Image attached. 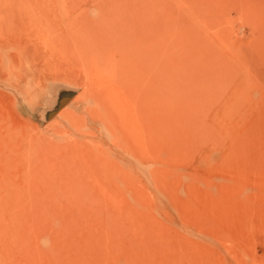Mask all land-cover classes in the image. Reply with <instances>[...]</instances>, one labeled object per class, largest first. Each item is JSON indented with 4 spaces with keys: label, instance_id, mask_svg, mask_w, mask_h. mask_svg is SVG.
<instances>
[{
    "label": "rangeland",
    "instance_id": "rangeland-1",
    "mask_svg": "<svg viewBox=\"0 0 264 264\" xmlns=\"http://www.w3.org/2000/svg\"><path fill=\"white\" fill-rule=\"evenodd\" d=\"M0 264H264V0H0Z\"/></svg>",
    "mask_w": 264,
    "mask_h": 264
},
{
    "label": "bare ground",
    "instance_id": "bare-ground-1",
    "mask_svg": "<svg viewBox=\"0 0 264 264\" xmlns=\"http://www.w3.org/2000/svg\"><path fill=\"white\" fill-rule=\"evenodd\" d=\"M121 6H122V5H121ZM121 6H120V7H121ZM112 7H113V6H112ZM114 7H117V6L114 5ZM114 9L116 10V8H113V10H111V9H110V10H111V11H115ZM119 9H120V8H119ZM120 10H121V9H120ZM133 11H134V10H133ZM142 11H143V10H142ZM134 12H135V11H134ZM140 12H141V11H140ZM152 12H153V11H152ZM114 13H115V15H116V16L114 15L115 18L113 17V14H112V15L110 14V15H111V20H110V18H109L108 20L113 21L112 18H114V20H115L116 17H117V19H116V20H117V24H119V23H120L119 21H120L121 19L123 20V18H122L120 15L116 14V11H115ZM119 14H122V12L119 11ZM131 14H132V13H131ZM133 14H134V13H133ZM133 14H132V16H133ZM105 15L110 16L109 13H105V14H103L101 17H104V18L106 17L105 20L108 18V17L105 16ZM124 15H125V14H124ZM124 15H122V16H124ZM119 16H120V17H119ZM125 16H128V15H125ZM136 16H139V15H137V12H136V14H135V17H136ZM140 16H141V15H140ZM140 16L138 17L139 19H140ZM129 17H130V16H129ZM135 17L133 16V19H134ZM142 17H144V16H142ZM104 18H101V19L104 20ZM125 18H126V17H125ZM131 18H132V17H131ZM138 18H137V19H138ZM126 19H129V20H130V18H126ZM135 19H136V18H135ZM144 19H145V18H144ZM116 20H115V21H116ZM122 20H121V25L125 22V20H123V23H122ZM129 20H127V21H129ZM140 20H141V19H140ZM145 20H147V18H146ZM154 20H155V18H154ZM130 21L134 22L135 20H134V21H133V20H130ZM141 21H142V20H141ZM113 22H114V21H113ZM118 22H119V23H118ZM152 22H153V20H152ZM156 22H157V21H156ZM128 23H129V22H128ZM128 23H127V24H128ZM145 23H146V22H145ZM124 24H126V22H125ZM127 24H126L125 26H127V29H128V25H129V24H128V25H127ZM130 24H131V23H130ZM136 24H137V25H138V24L140 25L139 20H138V23H137V22L135 23V25H136ZM146 24H147V23H146ZM131 25L133 26V23H132ZM135 25H134V26H135ZM147 25H148V24H147ZM151 25H152V24H151ZM155 25H156V24H155ZM155 25H154V26H155ZM141 26H142V25H141ZM156 26H157V25H156ZM138 27H139V26H138ZM145 27H146V26H145ZM99 28H100V27H99ZM102 28H103V27H101L100 29H102ZM136 28H137V27H135V30H136ZM142 28H143V27H142ZM155 28H156V27H155ZM100 29H99V31H101ZM133 29H134V28H133ZM97 30H98V29H97ZM102 30H103V29H102ZM107 30L109 31V28H108ZM112 30H113V29H112ZM129 30H131V26L129 27ZM129 30H128V31H129ZM137 30H138V29H137ZM139 30H141V29H139ZM154 30H155V29H154ZM156 30H158V29H156ZM99 31H96V32H98L97 35H99ZM113 31H114V30H113ZM116 31H117V30H116ZM144 31H145V30H144ZM96 32H95V34H96ZM110 32H111V30H110ZM110 32H109V34H110ZM142 32H143V31H142ZM154 32H155V31H154ZM91 33H92V32H91ZM116 33H117V32H116ZM120 33H121V31H120ZM133 33H134V31H133ZM140 33H141V32H140ZM140 33H139V35H140ZM148 33H149V32H147L146 35H147ZM92 34H93V33H92ZM92 34H91V37H92ZM114 34H115V33L110 34L109 36L114 35ZM118 34H119V33H118ZM123 34H125V36H126V34H129V35H130L131 32L129 31V33H127V32L125 31V33H123ZM141 34H142V33H141ZM144 34H145V32L142 34V36H143ZM150 34H151V33H150ZM150 34H149V35H150ZM93 35H94V34H93ZM97 35H94L95 38H96ZM105 35H106V34H105ZM119 35H121V34H119ZM132 35H133V34H132ZM146 35H144L143 37L140 35L141 37L139 36V39L144 38L143 40H146L147 38H149L148 36L146 37ZM82 36H83V35H82ZM109 36L107 35V37H109ZM125 36H123V37L121 36L122 38H118V40H120V39H121V40L124 39ZM133 36H134V35H133ZM83 37H84V36H83ZM99 37H100L101 39H103L101 35L98 36V38H99ZM103 37H104V36H103ZM111 37H112V36H111ZM129 37H131V35L128 36V38H129ZM135 37H136V36H135ZM80 38H81V37H80ZM126 38H127V36H126ZM133 38H134V37H133ZM145 38H146V39H145ZM157 38H158V37H157ZM84 39H85V38H84ZM89 39H91V38L89 37L88 40H89ZM101 39H100V40H99V39H96L97 41H95V42H97V45L100 43ZM106 39H107V38H106ZM136 39H137V38H136ZM136 39L134 40L136 44L134 43L133 45H135V46L137 45V46L139 47V44H140V43H137V42H136V41H138L139 39H138V40H136ZM92 40H93V39H92ZM94 40H95V39H94ZM103 40H104V39H103ZM114 40H115V37H112L113 45L116 46L117 41H116V44H114V42H115ZM116 40H117V39H116ZM132 40H133V39H132ZM132 40H130V41H132ZM152 40H155V39H152ZM156 40H157V39H156ZM109 41H111V40H109ZM127 41H129V40H127ZM130 41H129V42H130ZM134 41H133V42H134ZM146 41H148V40H146ZM146 41H142V42H141L142 46H143V44L145 45V43H146V45L148 44L149 47H150V43H148V42H146ZM158 41H159V40H158ZM89 42H90V40L88 41V45H87V43H85V44L88 46V48H89V46H90L89 44H90V43H93L94 41H93V42H90V43H89ZM101 42H102V41H101ZM118 42H119V41H118ZM123 42H124V41H122L121 43H123ZM149 42H151V44H152V41H151V40H150ZM154 42H155V41H154ZM102 43H103V42H102ZM102 43H101V44H102ZM104 43H105V44H108L106 41H105ZM104 43H103V48L101 47V49H103V50H105L104 47H106V46H104ZM109 43H110V42H109ZM131 43H132V42H131ZM131 43H130V44H131ZM156 43H157V42H156ZM93 44H94V43H93ZM95 44H96V43H95ZM158 44H159V43H158ZM99 45H100V44H99ZM110 45L113 47V45H112L111 43H110ZM110 45H109V46L107 45L108 48L110 47L109 49H111V46H110ZM118 45H120V44H118ZM118 45H117V46H118ZM146 45H145V46H146ZM148 45H147V46H148ZM160 45H161V44H160ZM91 46L93 47V45H91ZM137 46H136V48H137ZM92 47H90L89 49L94 51L93 48H95V47H93V48H92ZM120 47H121V46H120ZM123 47H124V46H123ZM125 47H127V46L125 45ZM131 47L134 48V49H133V50H135L134 53H135L137 50L139 51V49L136 50V48H135L134 46H131ZM131 47H130V48H131ZM149 47H148V48H149ZM155 47H156V46H155ZM159 47H160V46H159ZM85 48L87 49L86 46H85ZM91 48H92V49H91ZM99 48H100V47H99ZM121 48H122V47H121ZM142 48H143V47H142ZM148 48H146V49L149 50ZM152 48H154V46H152ZM95 49H96V48H95ZM113 49H117V47H113L112 50H113ZM131 49H132V48H131ZM131 49H129V50L131 51V54H133V50H131ZM143 49H144V48H143ZM146 49H145V50H146ZM154 49H156V48H154ZM123 50H124V49H123ZM123 50L120 49V51H119L120 54L122 53ZM125 50H126V48H125ZM125 50H124L123 52H125ZM129 50H128V51H129ZM145 50H144V51H145ZM88 51H89V50L86 51V55H87V52H88ZM96 51H97V54H95V55H98V56H96V58L93 57V59H92V67H93V68H91L92 71H94V70L98 67V66H97V65H98V62H100L99 57L101 56V55H100L101 53L99 54V50H97V49L94 51V53H96ZM108 51L110 52V50H108ZM116 51H117V50H116ZM138 51H137V53H138ZM141 51H142V50H141ZM141 51H140V52H141ZM144 51H142V52L144 53ZM157 51H160V50L157 49ZM90 52H91V54H93L92 51H90ZM100 52H101V51H100ZM88 53H89V52H88ZM143 53H142V55H143ZM146 53H148V52L146 51L144 54H146ZM149 53H150V52H149ZM153 53H154V52H153ZM156 53H157V52H156ZM159 53H160V52H159ZM91 54H90V55H91ZM105 54H107V53H105ZM112 54H113V52H112ZM118 54H119V53H118ZM123 54H125V53H123ZM123 54H122V55H123ZM135 54H136V53H135ZM135 54L133 55V59H131V60H133V63H134V59H137V60H138V57H134ZM151 54H152V52H151ZM69 55H71V54H68V56H69ZM107 55H108V54H107ZM138 55H139V53L136 54V56H138ZM146 55H147V54H146ZM146 55H145V56H146ZM157 55H158V54H157ZM160 55H161V54H160ZM80 56H82V55H80ZM154 56H155V55H154ZM76 57H77V56H76ZM129 57L131 58V55H130ZM139 57H140V56H139ZM149 57H151V56H149ZM89 58H90V57H89ZM108 58H111V56H109ZM108 58H106V59H108ZM112 58L114 59L115 57H112ZM124 58L126 59V55H123V59H124ZM140 58H141V57H140ZM79 59H80V57H79ZM125 59H124V60H125ZM142 59H144V60H142ZM145 59H148L147 56H146V58H143V56H142L141 61H140V62H137V61L135 60V63H136V62H137V63H141L142 61H146ZM80 60H82V59H80ZM139 60H140V59H139ZM139 60H138V61H139ZM89 61H90V59H89ZM122 61H123V60H122ZM148 61H149V60H148ZM79 62H80V61H79ZM86 62H87V61H86ZM105 62H106V61H105ZM109 62H110V61H109ZM110 63H111V62H110ZM115 63H116V62H115ZM135 63H134V65H135ZM142 63H144V62H142ZM78 64H80V63H78ZM86 64H87V63H86ZM99 64H101V67L103 66L101 62H100ZM152 64H153V63H152ZM157 64H159V63H157ZM80 65H81V64H80ZM140 65H141V64H139V66H140ZM89 66H90V62H89ZM99 66H100V65H99ZM104 66H105V64H104ZM115 66H116V64H115L113 67H115ZM135 66H137V64H136ZM145 66H146V64L144 63V67H145ZM90 67H91V66H90ZM113 67H112V68H113ZM144 67H141V68L144 69ZM149 67H150V66H149ZM153 67L155 68V65H154ZM84 68H85V67H84ZM86 68H87V67H86ZM86 68H85V69H86ZM108 68H110V67H108ZM112 68H111V69H112ZM117 69H118V67H117ZM117 69H114V70H117ZM121 69H122V68H121ZM125 69H126V68H125ZM129 69H130V68H129ZM148 69H149V68H148ZM150 69H151V67H150ZM87 70H88V69H87ZM118 70H119V69H118ZM122 70H123V69H122ZM144 70H146V69H144ZM89 71H90V70H89ZM89 71H88V72H89ZM105 71H106V70H105ZM119 71H121V70H119ZM130 71H131V69H130ZM113 72H115V71H113ZM117 72H118V71H117ZM128 73H129V75H130V72H128ZM145 73H146V72H145ZM112 74H113V73H112ZM118 74H119V73H118ZM86 75H88V74H87V71H86ZM119 75H120V74H119ZM122 75L124 76L123 73H122ZM125 75L128 76L127 73H125ZM137 75H138V73H137ZM146 75H147V74H146ZM111 76L114 77V74L111 75ZM116 76H117V75H116ZM132 76H133V75H131V77H132ZM90 77H91V76H90ZM106 77H107V76H106ZM128 77H130V76H128ZM138 77H139V75H138ZM145 77H146V76H145ZM108 78H109V77H108ZM122 78H123V77H122ZM125 78H126V77H125ZM125 78H124V81H125ZM148 78H149V77H148ZM87 79H88V77H87ZM93 79H94V78H93ZM110 79H111V78H110ZM132 79H133V77H132ZM132 79L130 80V79L128 78V80H127V78H126V81H127V82H131ZM89 80H90V78H89ZM116 80H117V79H116ZM119 80H120V79H119ZM136 80H137V79H136ZM120 81H122V79H121ZM126 81H125V83H124V82H123V83L128 85V83H127ZM136 82H137V83H138V82L140 83V80H137ZM136 82H135V83H136ZM107 83H108V82H106V85H107ZM120 83H121V88H122V82H120ZM132 83H133V84H132ZM135 83H134V82H131V84L133 85V86H131L132 89H134V88L137 86V83H136V86H135ZM143 83H144V82H143ZM147 83H148V82H147ZM131 84H129V86H130ZM140 84H141V83H140ZM127 85H123V86H124V87H125V86L127 87ZM144 85H145V84H144ZM107 86H108V85H107ZM133 87H134V88H133ZM85 90H86V89H85ZM88 90H89V89H88ZM88 90H87V91H88ZM87 91H86V92H87ZM132 91H133V90H132ZM133 95H134V94H133ZM127 99H128V98H127ZM142 99H143V98H142ZM150 101H151V100H150ZM145 104H146V103H145ZM143 105H144V104H143ZM143 105H141V107H142ZM151 107H152V106H151ZM151 107H150V108H151ZM145 109H146V108H145ZM148 109H149V108H148ZM140 110H141V109H140ZM150 110H151V109H150ZM154 110H155V109H154ZM156 110H157V109H156ZM141 111H142V110H141ZM145 112L147 113V111H145ZM150 113H151V112H150ZM153 113H154V112H153ZM155 114H156V113H155ZM158 114H159V113H158ZM158 114H157V115H158ZM148 115H149V114H148ZM151 117H153V114L151 115ZM154 117H156V115H155ZM148 119H149V118H147V121H149ZM158 119H159V116H158ZM145 120H146V119H145ZM155 120H156V119H155ZM153 121H154V120H153ZM150 122H151V119H150ZM155 122H156V121H155ZM155 122H154V124H155ZM142 124H143V123H142ZM146 124H147V123H146ZM148 125H149V124H148ZM159 125H160V124H159ZM158 127H159V126H158ZM154 128H155V127H154ZM144 129H145V128H144ZM157 132H158V131H157ZM156 138H157V137H156ZM155 141H156V140H155ZM153 144H155V143H153ZM156 144H157V143H156Z\"/></svg>",
    "mask_w": 264,
    "mask_h": 264
}]
</instances>
